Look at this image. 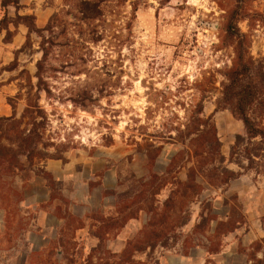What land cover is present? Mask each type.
I'll list each match as a JSON object with an SVG mask.
<instances>
[{"label":"rangeland","instance_id":"374dc122","mask_svg":"<svg viewBox=\"0 0 264 264\" xmlns=\"http://www.w3.org/2000/svg\"><path fill=\"white\" fill-rule=\"evenodd\" d=\"M4 15L0 118L15 117L24 136L34 124L38 150L53 159L0 166V264H118L109 249L115 230L132 214L148 219L151 208V191L144 200L135 197L139 182L151 173L164 180L155 206L161 209L176 190L175 179L185 181L190 168L220 166L242 177L221 188L198 177V198L173 200L165 247L147 250L146 258L135 254L132 264H182L183 256L199 264H244L248 256L260 264L255 252L264 239L243 247L242 238L250 227L248 208L259 207L264 229V159L250 146L255 163L245 171L244 127L230 109L217 107L236 67L237 36L245 37L253 61L264 63V0H20L19 9L0 8V21ZM199 106L201 119L215 126L219 152L210 133L203 140L186 137ZM8 129L0 123V150L13 151ZM48 161L89 185L95 198L106 174L115 176L116 189L102 196L114 197L117 218L104 225L97 212L89 214L99 222L91 223L92 233L102 238L93 254L91 245L73 241L75 218L67 221L61 245L42 248L30 234L35 213L18 206L32 193V181L44 179L53 199L66 202L62 184L42 169ZM66 189L74 193L72 182Z\"/></svg>","mask_w":264,"mask_h":264},{"label":"trees","instance_id":"16d2710c","mask_svg":"<svg viewBox=\"0 0 264 264\" xmlns=\"http://www.w3.org/2000/svg\"><path fill=\"white\" fill-rule=\"evenodd\" d=\"M0 8L2 12H6L9 8L19 9L20 0H1ZM6 19L7 18L4 15L3 19L0 21V33L6 27ZM23 19L29 20L30 18L25 17ZM237 39L236 67L227 75V83L223 87L222 98L218 102L217 110L230 109L232 116L237 121L241 122L244 127L245 141L247 142L244 158L248 163L245 168V171H247L252 169L255 163L253 158L255 156L248 151L250 146H256L260 155H262L264 159V63H256L253 61L248 54V46L244 36H237ZM37 67L38 69L40 68V63H38ZM38 80L40 84V79ZM39 84L38 91L40 92L41 87ZM196 114L198 116L197 123H195L193 130H190L189 126L187 127L188 131L186 137L195 135L196 139L203 140L206 135L210 133L214 149L219 152L220 143L217 139L216 129L211 122V119H201V116L203 115L202 106H199ZM30 115H32V112ZM2 122H4V126L7 124L9 125L7 131H9L11 135H14V138L10 137L8 141H10V143L12 142L16 147L13 151L10 149L6 150L5 147L4 150H0V166L4 165V168H9L10 166L11 168L13 163L15 161L18 163V160L20 159H25L27 163H31L32 159L36 156L40 159H53L45 151L42 152L41 150H38V143L41 138L36 134V127L34 124L32 132H30L29 135L24 136L22 131L18 130V126L16 125L18 122H15V117L0 118V123ZM7 131H4V133L6 134ZM1 132L2 131L0 130V133ZM240 139L242 138L239 136L236 138V145L231 150V163L233 161V156L236 154L235 151L237 150V145L240 143ZM12 140H14V142ZM149 163L153 166V157L150 158ZM169 173L170 171L168 170L166 175H169ZM48 176L50 177V175ZM198 177L203 179L210 187L221 188L228 187L232 181L241 178L242 174L229 171L223 166L213 167L211 170H197L196 168H190L185 181L175 179L176 190L171 192L168 199L161 204L160 209L155 207L158 205V200L156 199L167 185L160 176L151 173L149 178L139 182V190L135 194L136 199L144 200L147 192L151 191L148 193L152 198L153 205L151 204V208L145 211L148 216L147 223L143 227V230L138 233L136 239L128 242L125 250L121 254H112L113 257H116L119 260L118 264H132L135 254L145 253L147 250L153 252L157 246L165 247L162 240L168 229V214L172 210L174 204L173 200L188 201L189 199L192 200L198 198L202 192V186L197 182ZM133 219H136L134 214L127 218L128 221ZM101 220V223L104 225L112 221L104 220L102 218ZM124 225L119 228L124 227ZM227 225L228 222L218 224L220 227H225ZM96 237L101 242V236L96 235ZM97 248H99V246ZM95 250H93L91 254H93Z\"/></svg>","mask_w":264,"mask_h":264},{"label":"crops","instance_id":"0c3cea01","mask_svg":"<svg viewBox=\"0 0 264 264\" xmlns=\"http://www.w3.org/2000/svg\"><path fill=\"white\" fill-rule=\"evenodd\" d=\"M1 115L3 114H0V116ZM5 116L7 117V112L4 111V117ZM42 169L51 176L53 181L62 184L64 188L62 190V197L66 202L60 201L58 203L56 199H53L51 195L52 190L48 187L44 179L38 178L34 182L32 181L28 186L31 188L32 193L25 194L24 200L21 201L18 206L20 210H31L35 213L34 221L30 226L33 231H30V234L38 238L42 248L56 241L57 244L59 241V245H61L60 239H63L62 234H65L64 229L67 221L75 218L79 222V225L74 229L73 241L82 245H91L89 249L92 252L100 245V241L96 235L92 233V229L96 228V226H92L91 223L97 224L99 222L94 220L89 214L91 212H97L102 219H111L112 221L118 216L117 203L114 197L102 196V192L114 191L116 189L115 176L113 177L111 173L108 175L106 174L103 180V186L98 191L99 196L95 198L90 193L89 185L83 186V183L78 182L77 178L67 174L66 168L62 164L56 161H48L42 163ZM71 182L73 184L74 193L66 189L67 185H70ZM59 207H63L61 216L57 214L60 209ZM259 211V207L256 209L253 208V210L248 208L246 211L250 227L242 238L243 247H249L254 241L264 239V229H262V222L260 220L262 216H260L261 214ZM6 215L7 211L4 209V229H6L7 225ZM146 223L147 217L145 216L140 220H129L124 227L116 229L112 240L109 241V249L113 250L116 255L121 254L125 250L128 242L136 238L138 232ZM39 248L36 249L32 246L31 250L37 251ZM248 249L249 248H247L246 251H249ZM141 254L145 258L148 255L147 252ZM133 259H135V256ZM244 259V264H253L255 261L249 259L248 256H245ZM255 259H257L260 264H264V248L256 250ZM200 261L193 256L188 258L183 256L181 258L182 264H199Z\"/></svg>","mask_w":264,"mask_h":264}]
</instances>
